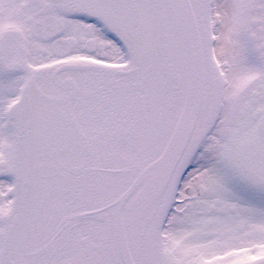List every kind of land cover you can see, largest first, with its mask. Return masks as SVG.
Returning <instances> with one entry per match:
<instances>
[{
	"label": "snow or ice",
	"instance_id": "obj_1",
	"mask_svg": "<svg viewBox=\"0 0 264 264\" xmlns=\"http://www.w3.org/2000/svg\"><path fill=\"white\" fill-rule=\"evenodd\" d=\"M0 264H264V0H0Z\"/></svg>",
	"mask_w": 264,
	"mask_h": 264
}]
</instances>
